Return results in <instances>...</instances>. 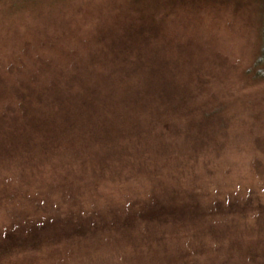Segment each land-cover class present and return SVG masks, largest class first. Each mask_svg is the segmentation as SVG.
Segmentation results:
<instances>
[{"label": "rangeland", "instance_id": "obj_1", "mask_svg": "<svg viewBox=\"0 0 264 264\" xmlns=\"http://www.w3.org/2000/svg\"><path fill=\"white\" fill-rule=\"evenodd\" d=\"M262 6L0 0V113L23 94L35 108L14 136L0 117V264H264V79L253 72ZM103 48L127 53L97 58ZM106 66L142 98L120 115L99 108L74 137L45 87L71 98L73 77L94 80ZM163 84L162 101L152 93ZM118 115L91 140L98 117ZM43 129L58 135L43 140ZM101 135L124 161L101 150Z\"/></svg>", "mask_w": 264, "mask_h": 264}, {"label": "trees", "instance_id": "obj_2", "mask_svg": "<svg viewBox=\"0 0 264 264\" xmlns=\"http://www.w3.org/2000/svg\"><path fill=\"white\" fill-rule=\"evenodd\" d=\"M262 4H263L262 6L263 7L262 45H261L260 54L255 62V66L253 69L254 77L260 78V79H264V0H262ZM111 47H115V46H111ZM109 49L110 48H103V49H100L99 51H96L97 53H99L98 55H96V57L97 58L103 57V56L109 57L110 55H112L114 59H117V58H121L122 56H124L125 53H127V50L123 51L120 49H114V50H110L111 54L108 55ZM135 54L137 55L138 59L141 58V55H142L141 50H136ZM151 64H153V62ZM136 65L140 66L138 62L136 63ZM110 70H112V72ZM100 72L101 74L97 73L95 75V79L90 80L91 82L87 80V77H84V78L73 77L75 78L74 84L76 85L77 83L79 84V86L77 88L74 87V94L71 95V98L69 97V98L60 99L58 97V87L57 86L49 87L47 85L45 87V88L48 87L49 90L54 89L55 92L57 93L56 99H58V102H57L58 103V113H61L64 116V120L68 124L67 130H69V132H73L74 137L77 135L80 136L82 124H83V121H85L84 119H86V121L90 120V118L93 117L94 115L93 112L94 111L98 112L99 108H103V110H108V112H112V113L114 112L115 114H119L117 112H121L123 108H125L126 106H129V103H132V101L136 102L137 99L141 100L142 98V95H140V93H136V92H140L141 87L137 88V84L136 85L132 84L131 78H125L128 75L127 72L125 73L124 77H116V73L118 72V70H114L112 68H109L108 66H106L104 71H100ZM120 85H122V87L125 86L124 87L125 91L121 96H118V93L120 92L119 90ZM131 86L135 87V91H131V88H132ZM67 89L71 91L69 86L67 87ZM169 89H171L170 85L163 84L158 88V90H156L157 94L153 92L152 96H155V99L159 97L163 101L165 98L166 99L168 98L166 95ZM37 90L38 92H35L34 95H36V98L38 101L39 100L49 101V98L47 100L44 94L46 92H42V91L39 92L40 89L38 88ZM151 91H155V89L153 88V84H152ZM28 97H29L28 94L21 95L20 97H18L17 103L9 102L8 106L7 107L5 106L3 113H0V117H2L4 120H11V121L13 120L16 123L15 129L7 132L9 133L8 134L9 136L10 135L14 136L15 133H19V132L21 133L25 131V129H22V128L25 126V122L28 120V118L31 117V113L35 111V108L32 111H29V109L32 106L31 104L32 102ZM119 115L117 117H113L112 118L113 120H109V121L106 119L101 120L100 117H98V119L93 122V126L92 128H90L89 133H88L91 140L93 137H96L98 134H101V133L105 134L108 128H117V121L119 120ZM44 117H45V120L49 121L47 117H51V115L50 113H46ZM15 118L18 120V122L16 121ZM19 119H21L20 124H19ZM42 121L43 120H41V122ZM121 122L124 124L123 119H121ZM45 123L48 124L50 122L46 121ZM128 125L134 126L131 124H128ZM41 135L44 137L43 140L53 141L51 137L57 136L58 130H56L54 133L51 134L50 129H43L41 131ZM0 136L2 135L0 134ZM103 137L105 138V136H102V135L99 137L100 138L99 145H100L101 150L102 151L110 150L113 153H115L116 159L124 161V158L127 156L123 155L122 152L125 149L117 150L116 147L112 144L109 145L107 149H105L106 145L105 146L101 145V143L105 142ZM66 138L67 137H63V139L65 140ZM123 139H126V138H123ZM96 146H98V144ZM7 148H8V142H6L5 139L1 140L0 141V157L3 156V154L7 151ZM80 151H82L84 154H89L92 151V149L90 147H81ZM93 154H94V151H93ZM98 154L104 155L100 152V150L98 151ZM104 160H105V157L102 156L101 161H104ZM128 160L129 159L125 161H128ZM132 162L139 163V159L134 158L132 159ZM7 236L11 237L13 235H11L10 233H7Z\"/></svg>", "mask_w": 264, "mask_h": 264}]
</instances>
